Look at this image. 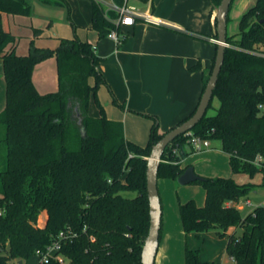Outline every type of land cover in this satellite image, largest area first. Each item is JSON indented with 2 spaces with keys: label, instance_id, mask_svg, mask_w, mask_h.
Here are the masks:
<instances>
[{
  "label": "trees",
  "instance_id": "16d2710c",
  "mask_svg": "<svg viewBox=\"0 0 264 264\" xmlns=\"http://www.w3.org/2000/svg\"><path fill=\"white\" fill-rule=\"evenodd\" d=\"M213 1L215 6L221 2ZM92 9V28L99 38L108 36L115 24L96 0ZM31 13V0H0V58L6 83V106L0 112V264H30L33 258L35 264H142L150 224L147 157L163 134L154 127L148 143L140 145L126 138L121 120L107 116L98 95L105 81L99 70L103 58L92 43L62 37L51 48L32 39L29 51L19 53L18 37L6 17ZM262 19L264 0H256L239 20L238 37L227 32L228 46L212 98L220 105L215 114L206 112L192 132L219 139L232 172L252 177L260 171L264 186V161L256 163L258 156L264 158V108L259 107L264 105V55L257 53L264 52ZM41 33L34 28L36 37ZM214 36L217 39V32ZM51 56L56 58L58 89L41 93L33 73ZM91 101L98 107L97 115L90 113ZM189 140L190 133L181 134L166 147L158 178L177 179L184 172V145ZM193 183L204 187L205 203L199 205L193 198L180 203L184 231H215L225 238L233 264H264V205L244 214L226 204L246 198L256 184L238 183L231 176H205ZM43 210L47 218L41 225ZM237 227L242 228L239 235ZM230 228L234 231L228 233ZM68 229L75 236L62 241L58 253L64 263L54 258L38 262L37 251ZM202 253L203 248L187 246L186 264H210L201 260Z\"/></svg>",
  "mask_w": 264,
  "mask_h": 264
},
{
  "label": "crops",
  "instance_id": "0c3cea01",
  "mask_svg": "<svg viewBox=\"0 0 264 264\" xmlns=\"http://www.w3.org/2000/svg\"><path fill=\"white\" fill-rule=\"evenodd\" d=\"M53 1L31 0V15L6 17L16 36L26 32V36L22 34L26 40L22 44L23 52L18 51L22 37L17 36V51L27 53L32 39L39 46L51 48L57 47L62 37L77 36L92 43L95 53L103 58L99 70L105 81L98 89L99 98L107 116L123 122L127 139L146 145L154 127L164 134L194 111L217 50L214 36L217 32L216 6L213 0L146 1L147 9L144 11L164 24L155 25L139 20L132 26H122L120 32L124 38L119 45L109 36L99 38L98 32L92 28L93 0H65V3L60 4L55 3L57 0ZM34 28L42 30L37 37ZM36 67L33 80L38 88L39 76H36L39 72H36ZM5 106L6 83L0 58V112ZM90 113L96 115L94 109ZM184 150L187 152L182 159L185 167L191 164L187 163L190 159L216 157L214 149L194 151L190 143L184 145ZM204 162L207 161L203 159L194 168L203 166ZM201 168L198 174L214 177L208 167ZM168 179L177 180L171 177L158 178L163 201L170 200ZM205 197L206 191L202 198L204 203ZM181 202L173 204L171 215L165 211L162 203L160 242L155 264H186L187 246L192 249L203 248L200 258L210 263L205 258L207 238L221 245L218 264H222L226 253L225 238H220L215 231L201 235L186 233L179 211ZM232 231L233 228H230L228 233Z\"/></svg>",
  "mask_w": 264,
  "mask_h": 264
},
{
  "label": "rangeland",
  "instance_id": "374dc122",
  "mask_svg": "<svg viewBox=\"0 0 264 264\" xmlns=\"http://www.w3.org/2000/svg\"><path fill=\"white\" fill-rule=\"evenodd\" d=\"M255 3L256 0H242V1L234 0L233 5L229 12V19L227 24V32L229 35H234L235 37H238L239 20L242 14L245 11H247L250 7H252ZM130 5L138 7L139 11H144L145 9H147L146 3L142 2L141 0H130ZM22 34L26 36L25 31H23V33H21L20 35H17L18 37H22L20 38L22 40L21 47L18 49V51L20 52H23L22 44H24V42L26 41L25 37L22 36ZM36 70H37L36 72H39V74H37L36 77L39 76L38 88L40 89L41 93L53 92L58 89V79L56 73L57 67L56 66L54 67V56H51L45 59L44 62L39 63L36 67ZM91 105L94 107H92ZM219 105H220L219 99L217 97H214L212 101V106L207 111L208 115L215 114ZM90 107H91L90 111L94 109V112L97 115L98 107L95 105V103H93V101H91ZM79 118L80 116H78V121ZM211 141H212L211 145L208 148L214 149L216 157L203 158L207 162H204L205 164L203 166H199V165L196 166L195 169L196 172L198 171V169H202L201 167H204L205 169H207L208 167L210 169V172L213 171L212 176H218V175H222L226 177L232 176L235 179V181H237L238 183L252 182L256 184V187L252 189V191L249 193V195L246 198H243L241 200V206L243 205L246 199H250L253 205H259V204L264 205V186L261 185L263 180L262 172L259 171L255 173L254 176L252 177L248 173H243V172L233 173L229 164V156L227 155V153L220 150L221 141L219 139H213ZM203 159L202 158L195 160L190 159L188 160L187 163H191V164L187 166L195 167L194 165L200 163ZM199 175L203 177L206 176L203 174H199ZM168 180H169L168 183L170 184V187L168 188L169 189L168 196L170 200L164 199V201L161 200V203H163L165 211L170 213V215L172 213V210H174V208L172 207L173 204L175 203L176 205V203L179 201L185 202L193 198L197 201V203L199 204L201 203V205L204 204V199L202 200V198L205 196V189L201 184L199 183L181 184L178 182V180H173V181L172 179H168ZM124 194L126 196H135L136 192H124ZM171 198L173 201L171 200ZM249 209L251 208L244 206L243 208H241V211L242 213L245 214L249 212ZM46 217H47V213L45 210H43L40 213L38 223L43 224L44 221L46 220ZM234 230H236V233L238 235L241 234L242 232L241 227H237ZM205 247H206L205 249L207 250V254L205 255V258L210 261V264H218L221 245L217 241L207 238L205 241ZM223 258L224 260L222 264H233L227 253L224 254ZM35 262H36V258L30 260V264H34ZM14 263L15 261L12 260L11 264Z\"/></svg>",
  "mask_w": 264,
  "mask_h": 264
},
{
  "label": "water",
  "instance_id": "95a60500",
  "mask_svg": "<svg viewBox=\"0 0 264 264\" xmlns=\"http://www.w3.org/2000/svg\"><path fill=\"white\" fill-rule=\"evenodd\" d=\"M232 1L233 0H221L219 5H217L215 8L217 20V51L210 76L207 80L205 89L201 95L195 112L189 118L164 133L158 141L154 142L151 147L150 155L147 157L148 162L146 169V179L149 199L150 224L147 236L145 237L142 246V264H155L160 242V229L163 209L158 187V171L162 162V156L166 147L176 137L181 134H188L192 131V129L199 123L209 108L213 98L214 89L224 63L226 47L228 46L227 24ZM261 21H264V19ZM76 113L78 116H80V110L78 108H76ZM204 179L205 177L196 173L193 166H187L184 172L177 178L178 182L181 184L193 183L197 180ZM21 263L22 262L20 260L19 264Z\"/></svg>",
  "mask_w": 264,
  "mask_h": 264
},
{
  "label": "built area",
  "instance_id": "2783aa9c",
  "mask_svg": "<svg viewBox=\"0 0 264 264\" xmlns=\"http://www.w3.org/2000/svg\"><path fill=\"white\" fill-rule=\"evenodd\" d=\"M102 6H104L105 16L108 17L114 24L115 28L110 31L108 36L112 38L117 45L121 44L124 38V35L119 31L122 26H132L137 21L141 20L155 25H162L164 22L154 15L150 14L147 11H139L138 7L131 6L130 0H122L121 3L116 0H96ZM149 1V0H147ZM150 2V1H149ZM114 11L115 16H109V12ZM257 53L264 55L263 51H257ZM260 108H264L263 104L259 105ZM190 144L193 147L194 151H202L210 146L211 140L207 138H202L199 135L190 132ZM264 161L262 156L256 158V163L261 165V162ZM243 199V198H242ZM238 201H228L226 204L228 206H236L241 209L244 206L250 207L249 212L252 211L257 205H253L250 199H246L241 206V200ZM75 236V233L68 230H62L59 232L58 236L49 244L45 249L37 251L38 262L46 263L50 259L54 258L57 261L64 263L65 259L61 253H58L61 249L63 239H68L69 237ZM93 239V237H92ZM232 263L235 261L233 258H230ZM7 264H11V261H8ZM15 264H19V261H15Z\"/></svg>",
  "mask_w": 264,
  "mask_h": 264
}]
</instances>
